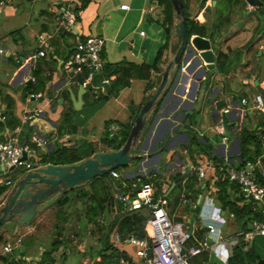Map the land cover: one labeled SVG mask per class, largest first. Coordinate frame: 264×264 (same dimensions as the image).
<instances>
[{"label": "crops", "instance_id": "obj_1", "mask_svg": "<svg viewBox=\"0 0 264 264\" xmlns=\"http://www.w3.org/2000/svg\"><path fill=\"white\" fill-rule=\"evenodd\" d=\"M11 1L12 0H7L6 4L0 8V46L5 48L4 51L0 50V95L3 100L4 111L6 112L7 108L13 109L15 118L18 120L17 123H20L23 110L26 107L44 104L45 108L41 121L44 123L49 121L50 125H48L47 128L49 131H52L57 128L56 120L58 119L61 121L63 110L73 106L75 108L74 118L64 123V128L61 129V133L59 134L61 135L59 137L60 139H66V143L63 144H72L84 138L85 140L94 141L93 146L95 151L111 147L101 138L104 133H108V137H113L110 136L108 132L109 122L111 120H117L122 125L116 133L117 135L121 133L124 123L135 120L134 114L138 112L137 110H140L138 107L142 106L144 101L151 96L160 83L163 70L169 58L173 57L172 44L174 42L171 40L170 45L163 54V61L161 63L163 66V70H161L162 76L160 80L158 79V81H155L153 86L148 87L150 78L140 75L133 76L131 82L121 87L113 96L111 94L107 99L104 100L103 98L99 103L92 104L88 101V96L86 95L88 89L83 90L80 82L72 79L64 68V60L69 52L72 51L76 42V34L73 32V28H63V26H60L56 17L61 3L67 0H45L46 5H42L38 9V12L36 11L37 13H33L36 19L28 18L23 11H19L17 6L11 4ZM70 1L73 3L72 6L74 8L75 0ZM155 1L156 0H90L86 8L81 10L83 32L85 34L100 33L105 35L106 42L102 50V56L107 61H117L126 58L138 63L143 61L153 63L160 45L164 44L168 39L165 26L162 24L167 33L166 36H160V34L154 36L151 46H147L148 49L145 45L143 46L139 43L138 35H148L147 28L143 26V22L146 19L161 23L160 19L162 16L156 9L157 3L155 4ZM192 2L193 5L191 8L195 10L194 16L197 18L199 15H203L204 18H206L204 13L205 7H200L198 0L197 3H194V0H192ZM211 2L215 4L217 0H211ZM262 2L263 0H261L260 3ZM126 3H129V6H127ZM260 3L253 4L247 0L244 9L238 8L236 11H233L232 23L220 33L217 37L218 39L216 38L215 41L213 40V47L217 51V57L218 50H223L228 54V65L230 70H218V65L215 68H207L202 78L199 80L195 98L192 97L194 91L192 82L193 73L190 72L192 74L189 80L183 82L186 84V88L184 90H182V88L176 90L175 88V90L169 94V99L164 102L162 108H167L168 112L161 115L160 119L167 117V123H171L172 128H174L172 129L174 134L167 143L164 144L168 132H163L157 140V147L162 148V153L157 159L155 157H152V159L150 158L149 164H156V168H160V171H157L156 168L149 171L143 170L149 165L148 162L144 167L142 166L139 168L138 166V176L135 172L131 174L133 171H127V173L134 175V178H141L143 180H146L142 177L145 174L150 177L156 175L158 182L156 194L167 196L169 207L177 205L186 208L188 203L190 204L191 201H194L193 197L188 196L187 192L184 190L185 183H183L182 192L179 195L178 201L171 204V198L174 200L175 196L174 194L169 195L172 188H174L179 181H184L192 172L196 171L198 180L203 181L205 185L206 180H214V176L218 173L217 167L219 166L217 165H220L222 169L226 170L231 166H236L232 164L234 162L233 154L237 153V156H239L243 125H248L250 129H255L258 125L259 127L256 131L264 137V124H260V121L264 120V111L252 105L254 101V92L261 91L264 94V9L259 11L258 6ZM207 15L212 19L215 16V12L212 9H208ZM16 17L19 19L22 18V22H15L14 20ZM23 20L25 21L23 22ZM16 21H18V19ZM14 28L19 29L8 35L7 32ZM142 29H144L145 32H142ZM42 31H49L52 33L50 37L52 46L48 47L46 54L37 53L38 49L42 46L39 39V34ZM173 36L177 35L173 34ZM9 49L17 50L18 55L21 56V60L18 61L16 59V53H9ZM11 54H15L16 56H12ZM40 62L45 65H42ZM204 62L203 60L192 70L194 71L200 64H204ZM38 67H41L42 73L52 74L51 77L45 80V86H42L44 95L41 98H35L30 95V91L25 87V83L31 80L30 75L34 74V69ZM150 70L151 76L157 80L160 71L152 67H150ZM174 75V69H171L170 78H173ZM109 77L110 79L104 84H98L102 85V87L94 88L95 95L93 94L94 92H92L89 98L92 96L100 97L101 93L107 92L112 79L111 76ZM137 81L140 82L137 83ZM98 89H101L100 93H98ZM243 95H247L250 98V103L244 104L241 102V97ZM112 97L122 104V109H113L105 115L101 131L95 132L92 117L97 111L108 107L111 104ZM125 97L128 98L124 100ZM199 99L200 104L198 103L197 105L196 100ZM220 100L221 102L223 101L222 105L220 104ZM172 101H176L178 104L173 107L168 106ZM158 104L159 107L157 112L162 109L160 106L161 102ZM158 104L148 112L147 122ZM225 106H231L230 110L225 111ZM124 108H127L126 111ZM196 109L201 110V118L196 119L195 116L191 115ZM223 111L226 112L227 118L231 122L230 129L226 130L225 128L224 133L216 127V124L219 123L221 119L223 120ZM121 113L124 114L122 117H120ZM178 113H180V115H178ZM0 121L5 123L2 120ZM74 124H79L77 129H73L72 126ZM29 128L27 127V129ZM212 128H215L218 132L223 134L224 142H219L214 145L209 142L208 139L206 142L204 141L206 140L205 136H210L209 132L212 131L210 130ZM4 129L5 126L0 129V132ZM31 129L32 128H30V131ZM24 130L20 132L21 137L27 138V143L31 144V134L29 133V135H27ZM192 130L196 132H192ZM232 133H235L234 136ZM225 135H227V137H225ZM49 136L50 142L48 143V147L50 149L51 147L57 146L55 145L54 139H57L58 134H56L54 138L51 135ZM159 142L162 144L159 145ZM176 143H178L179 147L172 148ZM149 144V147L152 146L153 140H150ZM29 157L33 162L36 161L31 158V153ZM146 159L147 156H145L143 160L145 161ZM197 165L204 166V175L199 174L200 169L196 167ZM189 166L190 168L188 170ZM256 166H258L256 169H263L261 163L257 162ZM161 167L164 168L161 170ZM247 168L250 167L248 166ZM184 170H188V173L182 180L177 181L173 185L175 178ZM179 171L180 174L175 177L174 174ZM132 180L128 179V181ZM108 181L111 190V198L109 201H115L113 194L115 179L110 171ZM125 188L127 189V187ZM178 189L180 188H175V190ZM207 191L205 190L204 193H201L197 201L201 203L203 200L205 211L209 212L210 209L216 208L220 214H222L221 204L217 199L215 200L212 198L214 195H211L210 192ZM76 192H78V190H76ZM248 199L251 198L249 197ZM106 203H108V201ZM84 206L86 207V204ZM110 210V214L113 218L114 214L118 212L112 209ZM145 210L148 209L145 208ZM191 212H193V209H191ZM224 213L227 214V217L231 216V218L234 219L233 212L224 211ZM176 214L177 213H173V216L177 217L178 215ZM191 214L192 213H188L187 211L184 215H187L189 218ZM208 221L215 223L216 227L214 230L217 228L220 229L222 225H219V223L217 224L216 221L211 219L207 220V222ZM9 222L10 221H7V223ZM202 222L204 223V220H202ZM8 225H13V232H11L10 228H0V233H3L6 238L4 241L0 242V253L2 254H0V264H3L5 261H10L2 259V256L7 254L4 252L2 253L3 244L9 239L16 240L18 236H13L14 233H19L18 235L22 237L24 234L20 232L22 227L26 228L27 226H32L30 221L21 222L19 225L13 221ZM116 231H113L110 237L114 244L117 242L116 245L118 246V243H120L119 246L124 248L122 245L125 246V243H130L133 248L135 247V249L138 250V245L131 242L126 237H123L122 234L121 238H117L115 236ZM224 233L230 234L227 232ZM259 242L264 245L262 238ZM19 245L18 243L16 246ZM125 249L131 254L127 247ZM11 251L14 258H17V260L24 264H29L28 257L34 256V254L26 252V250H21L19 253L13 252V250ZM97 256L98 258L101 257L100 254ZM131 256L141 264L142 258L140 254L137 258L133 256V254ZM40 257L41 260L38 257V262H33V264H44L43 254ZM33 259H35V257H33ZM125 263L128 264L129 260L123 258L120 264Z\"/></svg>", "mask_w": 264, "mask_h": 264}, {"label": "trees", "instance_id": "obj_2", "mask_svg": "<svg viewBox=\"0 0 264 264\" xmlns=\"http://www.w3.org/2000/svg\"><path fill=\"white\" fill-rule=\"evenodd\" d=\"M209 1V2H208ZM90 0H75L74 9L76 11V20L73 25V32L75 34H80L82 37L88 36L90 33H84L82 29V15L81 10L86 8L89 4ZM200 7H205V16L199 15V17L194 16V12L190 10L189 0H184V7L187 14V22H188V32L189 37L193 34H202L210 36L213 40H216V37L220 35V33L229 26L232 21V12L236 11V9H244L247 0H217L215 4L211 2V0H198ZM158 6H161L163 11V16L160 19L161 23L165 26L168 39L162 45H160L156 58L153 63H148L143 61L138 63L136 61L123 58L117 61H107L103 65V74L109 75L112 77L111 84L109 85V89L107 92H104L99 97V101L93 103L89 98L90 94L94 92V89H88L86 95L88 96V101L92 104H97L104 98L107 99L111 94H115L121 89V87L129 84L131 82V78L133 76H143L150 78L148 82V87L154 85L155 81L161 79V70H163L162 61L163 54L165 53L167 47L171 43V36L173 35L174 25L177 20V15L174 10V6L172 0H156ZM259 11L264 9V0L259 4ZM208 9H212L215 12V16L210 19L208 14ZM64 28V27H63ZM19 28L11 29L7 32V34L14 33ZM215 38V39H214ZM218 39V38H217ZM181 37L178 36V41L172 44V49L175 52ZM17 51V50H16ZM71 52V51H70ZM69 52V53H70ZM12 56H19L18 61L21 60V56L18 55V52L15 54H11ZM14 58V57H12ZM217 65L218 70L221 71H229L230 67L228 65V54L223 50H218L217 57ZM150 67L155 68L160 71V75L156 78L151 76ZM182 68V62L178 63L177 69ZM42 69L38 67L34 69V75L36 76L35 80H30L26 82L25 87L30 91L32 88L42 89V86H45V80L52 76V74H45L42 77L41 74ZM84 74V73H83ZM103 75V76H104ZM220 104H223V101ZM141 106L138 107L140 109ZM159 104L155 107V111L150 116L149 121L147 122L143 134H145L149 128L151 121L154 118L155 113L157 112ZM139 112V110H137ZM138 112H135L134 119L136 118ZM6 113L8 115L7 122L3 123L0 121V129L4 128L5 124L8 123L12 127H15L18 123L15 118V114L13 109L7 108ZM75 108L72 106L67 107L63 110L60 127L64 126V123L70 121L74 118ZM133 119V120H134ZM134 121H128L124 123L123 129L121 133L113 137H108V133H104L101 137L108 143L109 146L119 147L121 146L131 129V126ZM260 124H264V120L260 121ZM79 124H74L73 129H77ZM258 125L253 128H249L248 125H243L241 131V150L239 156L234 155V162L237 167H242L246 165L248 159H252L254 161L257 160L258 155L262 152L264 146V137L262 134H259L256 130H258ZM27 135H29L30 128L27 127L24 130ZM263 131V130H262ZM196 135V134H195ZM26 142L27 138H22ZM95 151V148L92 144V140H85L84 138L75 141L72 144H59L57 146L51 147L49 152L54 154V157H50L46 152L41 154L40 160L45 161H55V162H73L78 161L86 156L91 155ZM53 156V155H52ZM218 173L214 176V180H206V184L204 185L203 181L198 180L197 172H192L184 181H179L174 188L170 191L169 195L175 196L173 200L171 198V204L175 203V201L179 200V195L182 192L183 183H185V191L188 196H192L196 201L201 193L208 190L211 195L218 200L221 204L222 212H233L234 220L239 226V229L244 228L245 230L249 228L248 223L251 225V219L255 216H263L262 208L257 200L248 199L245 196L244 192L241 189L240 183L231 179L228 175L226 169H222L220 165H217ZM255 166L254 170L256 169ZM118 169V167H116ZM256 174L259 177L260 181H264V176L262 175V169H256ZM260 175H259V174ZM109 173H104L101 175L93 176L87 183L91 184L90 187L85 184H80L79 186H74L73 188L65 191L57 200V203L66 208L68 205L81 200L84 204H86V219L85 221L90 222L94 221V223L98 226V229L101 233V237L103 238L102 247H105V250H102V259L105 264H120L122 259L129 260L128 264H140L135 261V259L131 256V254L125 249L117 246L112 241H110L111 233L113 231L119 230L123 237H127L132 232L137 233L138 235L144 236L151 229V225L148 222V214L149 211L142 209H134V210H125L122 212H118L115 218H112L110 214V219L107 220V215L105 212V208L107 206V201L111 198V190L109 188L108 175ZM180 174V171L175 173V177ZM179 187L180 189L175 190V188ZM6 189V187L0 186V195ZM78 190V192H76ZM105 191V193H104ZM192 205L189 203L186 205L188 210L192 209ZM111 211V210H110ZM67 216V213L63 216L60 221V225L57 223V233L56 238L54 239L51 248L45 250L43 254V262L44 264H54L56 261L57 255L63 253L60 249V241L64 239L63 231H64V220ZM177 218H182V216H177ZM248 226V227H247ZM251 228V226H250ZM207 226L202 225L196 219V227H195V235L190 237L191 242H197L201 237L205 235ZM148 231V232H147ZM263 235V234H262ZM241 236V235H240ZM5 239L4 234L0 233V241ZM125 239V238H123ZM2 259L10 260V262L15 261L14 255L12 251L2 256ZM230 260L232 264H264V254L261 251L256 249V247L250 244L249 240L244 237H240L239 242L234 246V252L230 256ZM27 264V263H25Z\"/></svg>", "mask_w": 264, "mask_h": 264}, {"label": "built area", "instance_id": "obj_3", "mask_svg": "<svg viewBox=\"0 0 264 264\" xmlns=\"http://www.w3.org/2000/svg\"><path fill=\"white\" fill-rule=\"evenodd\" d=\"M6 2L7 0H0V8L6 4ZM72 4L70 0L63 1L56 14L60 26L68 29L73 28L76 20V12ZM126 5L129 6V3H126ZM141 31L145 32L144 29ZM51 36L52 33L49 31L40 32L39 39L42 46L38 49V54L47 53L48 47L52 46L50 40ZM105 42V35L100 33H91L86 37L76 34L75 46L64 60V68L72 79L79 81V76L82 75L83 84L85 85L92 79L94 71L98 72L97 84H103L110 79L108 75H104L99 79L100 71L103 69L104 65L102 50ZM0 50L4 51L5 48L0 46ZM8 51L9 53H17V51L13 49H9ZM17 58L19 59V56H17ZM186 65L187 63H183L182 69H187ZM30 79L35 80L36 76L31 74ZM30 95L35 98H41L44 95V91L42 89L32 88L30 90ZM253 100V107L264 111L263 92H254ZM249 101L250 98L247 95L241 97L242 103H250ZM230 107L231 106H225L224 110L229 111ZM44 108V104L26 107L23 110L20 123L15 127L6 124L5 129L0 132V186H10L15 180L13 176L7 174L8 170L12 167L21 164L24 165L25 168L32 166L33 161L29 157V154L34 149L32 144L34 146H41L50 142L49 135L33 132L30 135V140L33 142L31 141L30 144L23 140L20 134L21 130L26 128L27 123L30 128L37 124L43 116ZM6 119L7 113L4 111L3 100L0 95V120L6 122ZM121 127L122 125L120 122L111 120L108 124L109 135H116ZM216 127L222 133L225 132V125L222 119L216 124ZM225 137H227V135H225ZM25 152H27V156H25ZM263 160L264 146L256 161L252 159L247 160L246 164L251 169L247 168L246 165L242 167L231 166L227 168V172L231 179H235L240 183L245 196L249 198L253 195L257 198L262 208L263 216H255L251 219V229L264 235V181H260L258 175L254 172L256 163H261L263 167L262 175L264 176ZM196 167L200 169V175L205 174L203 165H197ZM110 172L115 179V189L113 191L115 201L108 200L107 206L117 212L142 208H146L149 211L147 218L151 225V229L148 234L141 236L132 232L126 237L128 240L138 245L139 254L145 264H201L191 262L190 257L205 250H208L210 255L212 249L215 250L214 261H219L220 264H232L231 260L221 258L220 254L227 253V256L230 257L234 252V246L240 239V235H249L248 229L245 230L241 228L230 234L220 231L218 235H215L213 230L216 225L214 222L208 221L204 224L207 226L205 235L197 242H189L185 249V242L187 239L195 235L196 225L194 224V228L191 230L187 215H184L182 218H177L170 214L169 200L165 195L156 194L154 181L149 179L143 180L141 178L128 181L117 168L111 169ZM135 186L138 187L135 188ZM125 187H127V189ZM197 203L198 201L194 200L190 202V205L194 207ZM115 236L121 238V232L119 230L116 231ZM213 236L214 239H211ZM21 239L22 237L18 236L16 240H7V242L3 244L2 253H8L13 250ZM28 258L29 264L38 262V257L35 259H33V257ZM39 258L41 260L40 256ZM31 259L33 260L30 261ZM3 264L24 263L16 258L13 262L5 261Z\"/></svg>", "mask_w": 264, "mask_h": 264}, {"label": "water", "instance_id": "obj_4", "mask_svg": "<svg viewBox=\"0 0 264 264\" xmlns=\"http://www.w3.org/2000/svg\"><path fill=\"white\" fill-rule=\"evenodd\" d=\"M253 4L260 3L261 0H249ZM175 13L178 19L175 22L173 34L180 36L181 40L174 53V56L167 62L163 76L155 91L142 104L125 142L119 147H109L94 151L91 155L86 156L78 161L73 162H55L36 160L31 167H26L20 175L13 181L10 187L6 188L0 195V223L6 221H15L17 225L21 222L31 221L38 212L57 201L59 197L68 189L75 185L88 182L93 176L109 172L111 169L118 167L120 164H128L133 156L140 157L139 168L144 167L150 161V158L157 157L162 153V148L157 147V140L163 134L168 132L164 144L174 134L171 123L168 124L167 117L160 119V116L167 113V108H162L165 101L169 99V94L175 90L186 88L184 81H188L192 75L194 91L192 97L195 98L196 89L199 80L207 68L217 66V51L213 47V39L210 36L202 34H193L189 37L187 14L184 7V0H172ZM197 49V52H196ZM190 60V61H189ZM200 64L194 71L199 63ZM189 61V62H188ZM187 63V69H177L174 78H170L171 69H174L178 63ZM192 72V73H190ZM98 72L94 71L93 77L87 84H83L82 75L79 76V82L83 90L89 88H100L102 85L97 84ZM160 109L150 123L146 134L143 130L147 124L148 112L158 103ZM178 103L172 101L168 106H176ZM192 110V109H190ZM180 115V113H178ZM222 118L226 130L230 129L231 122L228 120L226 112L223 111ZM160 119V120H159ZM50 125L47 121L44 127ZM29 128V124L27 123ZM192 132H196L192 130ZM144 135V136H142ZM153 140V145L149 147V141ZM27 156V152H25ZM147 156V159H143ZM143 160V161H142ZM147 167V168H146ZM143 170L156 168V164H149ZM248 167V165H247ZM190 166L188 167L189 170ZM160 171V168H156ZM184 170L175 178L173 185L182 180L188 173ZM135 171L131 172L134 174ZM144 172V171H143ZM138 187V186H137ZM136 187V188H137ZM251 199L257 200L253 195ZM201 208L198 202L194 206L191 216L188 218L190 229L194 228L195 219ZM105 212L107 220L110 219V208L106 206ZM210 259H215V250L210 251ZM141 264H145L144 261Z\"/></svg>", "mask_w": 264, "mask_h": 264}, {"label": "rangeland", "instance_id": "obj_5", "mask_svg": "<svg viewBox=\"0 0 264 264\" xmlns=\"http://www.w3.org/2000/svg\"><path fill=\"white\" fill-rule=\"evenodd\" d=\"M197 3V0H194V3ZM44 3V4H43ZM190 6H192L193 2L192 0H189ZM11 4L15 5L18 7L19 11H23L25 15H27L28 18L30 19H36V17L33 15V13H37L38 9L42 5H46L45 0H12ZM156 4V3H155ZM156 9L158 10L159 14L163 16V11L161 6H158L156 4ZM190 10L194 12L195 10L190 7ZM37 11V12H36ZM18 19V21H16ZM178 19V17H177ZM15 22H22V18L16 17ZM25 20H23L24 22ZM143 26L147 28L148 30V35L147 36H142L138 35V41L141 45H145L146 48L147 46H151L152 38L156 36L157 34L165 35L166 36V31L164 29V26L160 22H152L151 20L146 19L143 22ZM160 30V31H158ZM218 37V36H217ZM216 37V38H217ZM215 39V38H214ZM172 42L178 41V36H171ZM215 41V40H214ZM148 44V45H147ZM148 49V48H147ZM173 56H174V51L172 49ZM197 52V49H196ZM104 58V57H103ZM171 58H169L170 60ZM13 61V60H12ZM107 62V60L104 58V63ZM41 63V62H40ZM42 65H45L44 63H41ZM175 75L177 73V66L174 68ZM45 73H42V77H44ZM103 69L100 71L99 79L103 76ZM174 75V77H175ZM173 77V78H174ZM144 80V79H143ZM140 81H137V83ZM102 83V81H101ZM104 84V83H103ZM94 89V88H93ZM98 93H100L101 89L97 90ZM95 95V92L93 93ZM102 94V93H101ZM113 96V94H112ZM3 97V95H2ZM128 97H125L124 100H126ZM91 102L95 103L99 101V97L92 96L90 99ZM200 104V99L196 100V104ZM196 105V106H197ZM118 108L122 109V104L119 103L118 100H115L114 97H112L111 104L100 110L97 111L92 117V122L94 126V131L99 132L102 129V126L104 124V119L105 115H107L110 111L113 109L116 110ZM127 108H124L126 111ZM124 114L121 113L120 117H122ZM191 115L195 116L196 119L201 118V110L196 109ZM107 117V116H106ZM60 121L57 119L56 120V126L57 128L52 131H46L44 127L43 121L41 119L37 122V124L32 126L31 131L29 132L32 134L33 132H39L44 135H51L53 138L55 137L56 134H58L57 139L55 140V145L58 144H63L66 143V139H60L59 135L61 133V129L64 128V126L60 127ZM149 129V128H148ZM209 137L205 136L206 140H209V142L213 143L214 145L218 144L219 142H224L223 140V134L218 132L215 128L210 129ZM148 131V130H147ZM146 134V133H145ZM235 133H232L234 136ZM143 136V135H142ZM32 141V140H31ZM33 142V141H32ZM92 144L94 145V141H92ZM162 144L159 142V145ZM32 147L34 148L33 151L31 152V158L33 160H37L41 157V154L46 152L50 157H54V154L52 152H49V147L48 143H45L41 146H34L32 144ZM178 143H176L172 148H177ZM167 151V150H165ZM167 153V152H166ZM237 153H234L236 155ZM53 155V156H52ZM162 161V160H161ZM141 160L140 157H135L133 156L128 164H120L118 165V169L120 172L123 174L122 176L124 178L128 179H133L134 175H131L127 173V171H135V174L138 176V166L140 164ZM164 167H161V170ZM25 169L24 165H17L15 167H12L11 169L8 170L7 174L11 175L16 179L20 173ZM155 169V168H154ZM109 173V172H106ZM160 174V172H159ZM109 175V174H108ZM107 175V176H108ZM145 179H151L154 181L155 186H158V182L156 179V175L150 177L148 175H143L142 176ZM135 179V178H134ZM88 187L91 186V184L85 182ZM83 183V184H85ZM80 185V184H79ZM75 185V186H79ZM1 187H10L9 185H4ZM213 199L216 200V198L212 197ZM1 202V199H0ZM85 204L81 201L78 200L75 203H72L71 205H68L66 208L60 206L57 201L49 204L45 208L41 209L38 214L30 221V224L32 226L30 227H22V230L20 232L24 233L22 235V240H20L18 243L21 245L16 246L13 249V252L19 253L21 250L26 252H30L34 254L33 257L37 258L41 256V254H44L45 250L51 248V245L54 241V239L57 237V223L60 225V221L62 220L63 216L65 213H67V216L65 217L66 219L64 220V231H63V237L62 241H60V249L63 251V253L57 255L55 264H105V262L102 259V254H100V258H98V253H102V250H105V247H102L103 244V238L101 237V233L98 229V226L94 223V221L87 222L85 221L86 219V214H85V209L86 207L84 206ZM204 202L203 200L201 201V208L199 210V214L197 216V220L201 224L207 223V220H214L216 223L220 226V229L214 230L215 235H218L220 231H224L227 233L231 232H236L237 229L239 228L238 224L236 223V220L231 218V216L227 217V214L222 213L216 209L212 208L209 210V212L204 210ZM170 214L173 215V213H177L176 215L184 216L185 212L188 211V213H192L191 210H188L183 207H179L177 205H173L169 207ZM117 214H114L113 218L116 217ZM223 219V220H222ZM204 220V223L202 222ZM222 221V222H221ZM13 222V221H10ZM9 222V223H10ZM6 222L0 223V228H10L11 232H13V225L9 226ZM248 231L249 235L247 234H241L242 237L246 238L249 240L250 244L254 245L256 249L260 250L262 254H264V245L261 244L259 241L262 238V241H264V235L259 234L258 232L252 230L250 228V224L248 223ZM247 226V227H248ZM19 233H14L13 236L17 237ZM240 236V237H241ZM6 239V238H5ZM5 239L1 240L4 241ZM111 239V238H110ZM115 240L114 238H112ZM211 239H214V236L211 237ZM10 240V239H9ZM259 240V241H258ZM0 241V242H1ZM111 241V240H110ZM190 238L187 239L185 242V249L186 246L189 244ZM117 244V242H116ZM120 243H118V246ZM124 248H128L131 252V255L137 256L139 255V251L133 248L130 243H125V246L122 245ZM220 257L226 260H230V257L227 256V253H221ZM191 262L193 263H201V264H220L219 261H214L210 259L209 251L205 250L203 252H200L198 254L192 255L190 257ZM136 261V260H135ZM140 263L139 261H136ZM127 264V263H125Z\"/></svg>", "mask_w": 264, "mask_h": 264}, {"label": "clouds", "instance_id": "obj_6", "mask_svg": "<svg viewBox=\"0 0 264 264\" xmlns=\"http://www.w3.org/2000/svg\"><path fill=\"white\" fill-rule=\"evenodd\" d=\"M183 64V63H182ZM182 69V68H181Z\"/></svg>", "mask_w": 264, "mask_h": 264}, {"label": "flooded vegetation", "instance_id": "obj_7", "mask_svg": "<svg viewBox=\"0 0 264 264\" xmlns=\"http://www.w3.org/2000/svg\"><path fill=\"white\" fill-rule=\"evenodd\" d=\"M144 136V135H143Z\"/></svg>", "mask_w": 264, "mask_h": 264}]
</instances>
